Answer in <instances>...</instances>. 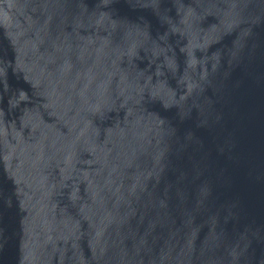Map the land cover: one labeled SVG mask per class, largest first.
Here are the masks:
<instances>
[{
	"label": "water",
	"instance_id": "water-1",
	"mask_svg": "<svg viewBox=\"0 0 264 264\" xmlns=\"http://www.w3.org/2000/svg\"><path fill=\"white\" fill-rule=\"evenodd\" d=\"M0 264H264V0H0Z\"/></svg>",
	"mask_w": 264,
	"mask_h": 264
}]
</instances>
